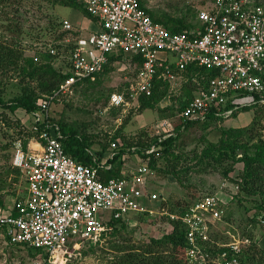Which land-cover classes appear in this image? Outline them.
<instances>
[{
	"label": "built area",
	"instance_id": "built-area-1",
	"mask_svg": "<svg viewBox=\"0 0 264 264\" xmlns=\"http://www.w3.org/2000/svg\"><path fill=\"white\" fill-rule=\"evenodd\" d=\"M76 2L95 20L97 30L68 51L69 77L58 91L41 100L40 110L29 114L32 129L39 131L34 141L40 150H31L30 142L26 147L21 141L14 144L11 165L20 172L26 192L22 199L0 207V236L7 245L40 250L41 257L33 264H56L71 245L102 242L111 220L128 219V214L159 216L184 226L187 264H242L248 240L232 237L219 242L213 234L225 205L216 194L199 197L182 214H175L149 208L144 191L152 173L149 158L159 157L160 143L176 135L175 121L205 120L213 107L227 102L233 108L216 116L227 118L241 107L264 105V8L249 0H209L197 12L193 29L172 33L151 19L143 0ZM62 30L72 31L71 24L64 20ZM48 52L55 55L57 50L50 47ZM115 52L138 56L141 65L128 82L126 94L110 95L112 107L127 105L128 99L138 103V97L150 93L155 80L172 84L191 65L217 75L175 117L152 127L157 143L143 150L148 157L139 156L138 148L132 147L130 169L120 177L103 179L101 173L112 169L110 160L123 148L120 141L110 143L101 161L94 157L91 165L79 163L65 154L63 135L49 120V110L74 84L99 73L107 55Z\"/></svg>",
	"mask_w": 264,
	"mask_h": 264
},
{
	"label": "rangeland",
	"instance_id": "rangeland-1",
	"mask_svg": "<svg viewBox=\"0 0 264 264\" xmlns=\"http://www.w3.org/2000/svg\"><path fill=\"white\" fill-rule=\"evenodd\" d=\"M208 2L209 0H143V5L161 20L184 19L188 24L196 25L197 12L206 7ZM39 6L43 9H38ZM40 10L54 14L58 20H66L72 26L73 33L67 34L60 41V49L55 48L61 55L52 62L55 69L67 71L68 51L75 43L88 36L91 29L92 21L79 8L53 9L43 0H0V42L13 45L14 49L22 51L25 56L44 52L55 46L57 43L44 31L47 19ZM132 75L133 69L122 63L114 64L109 73L99 78L98 84L74 86L60 95L50 106L49 113L55 120L90 136L93 141L92 150H98L101 144L108 143L117 132L126 140H135L139 133L150 130L160 120L163 115L159 109L172 106L175 110L178 107L179 101L187 93L190 78L182 74L176 82L169 84L167 96L153 110L146 109L139 113L138 103L130 99L127 100V105L113 109L109 103L110 95L124 94L125 84H128ZM19 80L12 70L7 75L5 71L0 73V94L3 100L8 101L19 94ZM252 117L251 109L237 117L224 118L206 130L193 128L183 133L174 149V159L168 155L159 162L162 169L175 166V170L179 171L180 182L172 175L150 173L144 191L147 206L152 209L176 210L178 206L196 200L201 194L215 193L225 202L223 217L213 233L216 240L222 242L233 237L247 239L251 243L248 237L251 236L255 247L264 250V215L256 207L258 204L254 200L257 198L244 194L234 183V180H239L242 164L234 166L228 176L233 182H229L222 179L219 173L198 164L195 157L204 144V136L209 142H216L220 130L247 127ZM31 121L23 110L10 113L0 108V194H5L4 202L7 205L25 194L24 181L12 168L11 158L13 142L18 137H25ZM262 123L261 134L264 139V118ZM131 165L132 159H129L125 163V170H129ZM127 218L123 223L124 229H120L115 237L105 238L102 242H84L78 247L71 245L68 254L56 264H114L113 261L118 262L124 252H130L133 246L139 248L170 230L165 217L136 218L134 214H128ZM251 219L258 222L255 227ZM33 259L27 249L7 245L0 236V264H33Z\"/></svg>",
	"mask_w": 264,
	"mask_h": 264
},
{
	"label": "trees",
	"instance_id": "trees-1",
	"mask_svg": "<svg viewBox=\"0 0 264 264\" xmlns=\"http://www.w3.org/2000/svg\"><path fill=\"white\" fill-rule=\"evenodd\" d=\"M50 8H79L83 11L86 18L90 21L95 20L89 16L84 9L79 5L76 0H43ZM250 4L254 6H261L264 8V0H249ZM38 9H43L39 6ZM41 14L47 19L46 27L44 31L48 33L57 44L53 46L57 50L60 49V41L65 38L67 34L73 33L72 31H63L62 22L64 20H58L56 16L42 12ZM39 11V12H40ZM146 13L151 19L166 30L172 33L188 32L196 25L188 24L184 19H172L161 20L155 17L154 14L148 10ZM196 18V16H195ZM61 28V30H58ZM75 34V33H74ZM67 49V48H66ZM61 54L59 51L55 55H51L48 50L36 52L34 55L25 56L22 51L14 49L11 44L0 42V73L9 71L16 72V77L19 78L20 92L12 99L5 101L0 94V108L7 110L10 113H14L17 110H23L27 115L32 112L40 110V102L44 97L51 96L54 92L59 90V87L69 77L68 71L69 64L66 61L67 71L57 70L53 67V60H55ZM117 63H122L128 68L133 69V75L136 74L140 65L141 58L138 56H126L122 53H112L107 55V63L102 70L92 75L91 77L84 79L74 86L81 84L95 85L99 83V78L112 70V66ZM4 70V71H3ZM182 74L188 76L190 81L187 83L188 88L184 99L180 100L178 107L174 110L172 106L159 109L163 115L160 120L165 118H173L176 114L184 109L193 96L200 90L205 89L209 79L217 75L216 71L206 70L196 66H189ZM181 74V75H182ZM93 79V80H92ZM169 82L164 80H155L153 86L148 95H142L138 97V111L141 113L146 109L153 110L155 106L167 96ZM128 87V84H125ZM126 88L124 94H126ZM56 100L53 101V103ZM118 109L121 107H112ZM233 106L227 102L224 106L219 108L213 107L211 111L206 114L205 120L198 121H175L176 135L171 136L160 143L159 157L151 155L148 161V168L153 173H161L164 176L172 175L178 182H180L179 171L175 170V166L165 169L160 168L159 162L161 159H165V156H173L174 149L176 148L177 141L183 133L193 128H201L203 130L208 129L211 125H215L217 122H221L225 117L216 116L217 112H224L232 109ZM253 110V117L249 126L244 128H227L219 131V137L216 142H209L206 137H203V146L198 154L195 155L198 164H202L206 169H211L219 173L222 179L233 182L228 176L232 172L236 164H242V170L239 174V180H234L241 192L244 194L257 198L254 200L258 205V211L264 215V139L262 138L261 130L263 128L262 119L264 118V105H252L244 106L236 111H233L227 118L237 117L240 113ZM170 111V114L168 112ZM49 120L56 123L63 135L62 145L64 152L67 156L84 165L93 164V158L97 161H101L105 154L110 150V143L114 140H119L123 148L116 151L117 154L110 160L112 169L101 173L103 179L117 178L122 175V171L125 170V163L130 159L132 155L130 148L136 147V154L146 158L143 150L150 147L152 144L157 143V138L153 136L152 128L148 131L139 133L138 138L135 140L125 139L120 137L118 132L112 137V139L106 144H99L98 150H92L93 141L90 140V136L82 134L77 129L59 122L51 116L49 113ZM183 129H181V127ZM43 126H40L42 128ZM153 127V126H152ZM27 134L22 139L18 137L16 141H21L22 145L26 147L29 141L38 140L39 131L32 129L31 123L27 127ZM13 142V146L15 142ZM14 148V147H13ZM13 154V152H12ZM123 156L125 157L123 159ZM178 158V157H177ZM12 160V158H11ZM14 169V168H13ZM19 175L20 172L14 169ZM215 193H206L198 196L213 195ZM23 197V196H22ZM17 197V199H22ZM5 194H0V207L4 205ZM193 200L192 202H194ZM192 202H187L183 206H178L176 210H170L169 212L175 214H182L185 208ZM16 212L13 211L12 215ZM145 217L143 215L136 216V218ZM168 220L170 230L160 238H152L148 243L142 244L139 248L134 247L130 252H127L119 258V261H113L114 264H187L184 259V251L186 248V242L184 238L185 228L179 221ZM125 219L111 220L108 223V228L103 238L115 237L120 229H124ZM251 223L255 227L257 221L251 219ZM117 227H120L117 229ZM251 243L241 255L242 264H264V250H259L255 247L251 236H248ZM110 242V241H109ZM112 243V242H111ZM15 247H23L30 252L31 257L39 259L41 257V251L26 246L12 245Z\"/></svg>",
	"mask_w": 264,
	"mask_h": 264
},
{
	"label": "crops",
	"instance_id": "crops-1",
	"mask_svg": "<svg viewBox=\"0 0 264 264\" xmlns=\"http://www.w3.org/2000/svg\"><path fill=\"white\" fill-rule=\"evenodd\" d=\"M97 30V25H96V23L95 22H91V29H89V34L91 33V32H94V31H96ZM30 143H29V147H30V149L31 150H40V146H39V144L36 142V141H34V140H31V141H29ZM23 180V179H22ZM24 181V180H23ZM24 184H25V182H24ZM25 192H26V184H25ZM24 192V193H25ZM17 199V197L13 200V201H15ZM4 204H5V202H4ZM11 205V204H10Z\"/></svg>",
	"mask_w": 264,
	"mask_h": 264
}]
</instances>
